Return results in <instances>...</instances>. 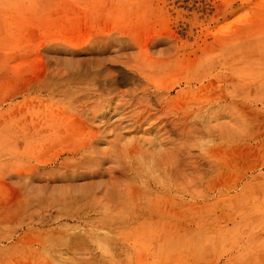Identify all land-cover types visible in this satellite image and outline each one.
<instances>
[{"label":"rangeland","instance_id":"rangeland-1","mask_svg":"<svg viewBox=\"0 0 264 264\" xmlns=\"http://www.w3.org/2000/svg\"><path fill=\"white\" fill-rule=\"evenodd\" d=\"M0 264H264V0H0Z\"/></svg>","mask_w":264,"mask_h":264}]
</instances>
